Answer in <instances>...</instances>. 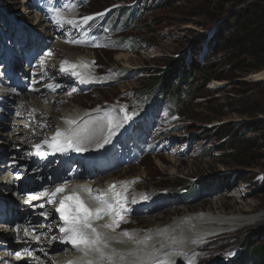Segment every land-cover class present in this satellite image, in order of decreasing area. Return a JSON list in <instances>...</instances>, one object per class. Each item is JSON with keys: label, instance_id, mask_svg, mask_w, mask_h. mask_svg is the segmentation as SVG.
Returning a JSON list of instances; mask_svg holds the SVG:
<instances>
[{"label": "rangeland", "instance_id": "374dc122", "mask_svg": "<svg viewBox=\"0 0 264 264\" xmlns=\"http://www.w3.org/2000/svg\"><path fill=\"white\" fill-rule=\"evenodd\" d=\"M27 2L28 5L25 4ZM83 2L77 1L76 8L69 13V17L67 15L62 27L71 28L77 22L95 32L98 42L94 46L76 44L78 46L71 49L73 53L88 56L86 70L90 77L87 78L92 84L89 86L87 83L84 89L75 86L73 90L78 88L74 93L65 91L56 103L60 105L65 101L67 105L76 104L86 110L112 107L118 113L117 135L123 136L130 131L133 141L145 147L142 161L128 168H113L104 180L100 179L98 184L93 182L98 187H105L110 182L125 183L124 187L117 186V190L133 200H124L132 215L122 219L121 230L134 231L142 227L140 232L145 234L154 226L163 227L187 213L197 214L212 206H217L220 214L242 212L249 220L241 223L240 228L221 231L195 250L191 263L185 261L180 264H244L241 257L248 256L252 247L264 249V114L242 115L230 106L223 109V116L216 118L214 116L222 109L216 101L205 109L206 99L210 97L192 100L182 96L178 100H166L161 95L154 98L152 89L145 87L156 75L162 76L176 66L187 65L192 58L202 63L204 56L214 60L223 55L222 51L212 52L215 29L241 5L233 0ZM214 6L216 9L213 10ZM30 7V0H0V31L3 29L0 37L6 35L4 27L10 23L19 29H31L36 21L33 14V18H26ZM129 11L137 15L132 26L127 28L121 24L124 13ZM213 13L219 18L207 27L206 23ZM118 14L119 23L115 26L113 22ZM89 16L92 19L85 23L83 18ZM41 29L44 33L45 27ZM12 35L15 37V34ZM65 35H60V39L64 40ZM61 50L57 46L56 55L53 54L57 61L54 60L52 65L62 66L67 60ZM198 52L200 54L197 55ZM117 53L129 54L128 63L117 60ZM249 75L233 80L212 79L208 84L213 92L211 96L222 101L227 96L236 98L239 89L235 80L257 81ZM201 81L199 77L197 82ZM31 98L36 96L32 95L26 101ZM39 100L45 106L53 103L51 98ZM26 101L24 108L32 106ZM197 103L204 106L199 107ZM58 107L61 112L65 108ZM23 113L25 120L32 124L26 117L29 111ZM125 116L129 118L125 119ZM59 119L60 116L55 115L46 123L50 125ZM223 125L230 126L232 136L239 142L240 155L230 158L225 155L229 150H222L226 141L219 140L217 133ZM39 128L43 129L42 126ZM6 160V154L0 157L3 168ZM185 180L189 181L187 188L183 186ZM190 187H196L198 194L183 198L182 194H186ZM8 193L15 192H0L5 198L9 197ZM241 193H244L243 197H237ZM148 202L149 205H142ZM115 213L120 211L116 208Z\"/></svg>", "mask_w": 264, "mask_h": 264}, {"label": "bare ground", "instance_id": "6f19581e", "mask_svg": "<svg viewBox=\"0 0 264 264\" xmlns=\"http://www.w3.org/2000/svg\"><path fill=\"white\" fill-rule=\"evenodd\" d=\"M25 4L28 5V2ZM47 5L50 12L54 15V22L52 24L49 21L35 16L32 10L28 11L29 16H26V18H33L34 16L35 21L38 19V22L36 21L32 25L33 28L36 26H41V28L45 27L46 38L51 47H53L54 50H57V46H60V48H62L61 51L66 54L67 60L64 61L62 68L69 69L72 73H63L62 70H59L60 73L55 71L57 76H53L52 74L50 75L47 72H44L45 78H56V81L53 82L55 85H58V77L62 76L64 78L63 80L76 81L78 79L79 81L86 83L84 87L88 86V84L90 86L92 83H90L91 79L87 78L90 76L87 74L86 70V65L89 63L88 56L76 54L71 51V49L76 48L78 45L70 44L69 40L71 38L67 33L64 40L60 39L58 42L53 41L57 35L55 33L57 29L55 21L58 19L61 21L62 16L59 15V8L57 7V4H55V8L51 7L49 2H47ZM26 8H28V6H26ZM65 20H63L62 26ZM32 27L30 26V28ZM14 34L16 38H19L17 33ZM62 34H65V32H62ZM11 37L14 36L12 35ZM28 40L30 43H33L32 34H30ZM14 43L22 44L23 42L17 39L14 40ZM52 54L56 55V51H53ZM116 59L128 63L130 55L127 53H117ZM66 61L67 63H65ZM52 63L51 66L54 67L56 64L52 65ZM73 65H75V67H73ZM74 73H79V75H75ZM256 76L257 78L264 77V69L260 73L258 72ZM86 78L89 82H85L88 81ZM0 82L8 86L15 87V84L10 82L5 76H0ZM61 88L64 90L66 89L64 86ZM69 90L73 91V88L67 89L66 91ZM63 93V91H60V93L56 96H48L47 99L51 98V102H53L49 106H45V103L39 100L44 98L38 97L37 95V99H29V104H32L34 110L29 111L26 117L29 118V114L33 113L32 117H35L34 120L37 123V127L39 128L42 126L43 129L48 128L51 133L50 138V135L45 132L47 134L45 140L48 141V144L45 145L42 142V146H45L46 149H49L55 155L62 153V151H58L57 148L51 144L52 138L55 136L57 131L67 132L72 129L79 130L87 128L90 130L91 138L83 142L82 146L86 148L85 151H76L74 147L69 146L67 143L63 144L66 149L64 154H73V152L76 151V156L92 158L104 149L114 150L116 147L119 148L125 140H128L131 134L130 131H126L123 136H118L117 132L119 133V127L117 126L119 125L117 124L115 127L111 128V123L118 117V113L114 108L108 107L101 110H86L76 104L67 105L65 101H63L64 104L60 103V105H57L56 102L61 99L59 95ZM12 96H10L11 104H13L12 102L15 100ZM4 98L6 102L10 100L7 96ZM26 100L27 99H25V101ZM150 104L152 106L154 105L153 100L150 101ZM58 106L65 108L61 112V109L59 110ZM22 114L24 113L19 112L18 115H16L11 112H0V116H2L0 117V157L2 158L7 153V150H10L13 141H16V139H19L22 136L28 138L27 134L29 133L25 132L23 126L29 124V122L25 120V114ZM55 115L60 116V119L57 120L56 123H51L49 125L53 126V129L46 127L48 125L46 122L54 119ZM70 120L75 121V123L69 124L68 121ZM48 129L46 130L48 131ZM18 133H20L19 136L16 135ZM105 139H107V143H103ZM33 142V144H35L37 141L34 140ZM99 143H103V147H97ZM26 155L27 157H34L33 152L28 154L26 152ZM7 156L8 158L13 159V156ZM47 162H49V160ZM33 165H35V163H33ZM70 166L71 164L68 160L63 166L58 167L57 174L51 175L47 178L45 180L47 181L46 184L36 183L32 178L24 181L17 178L15 179V172L22 175L23 166H19L18 168H16V166H12L14 170H10L7 165L5 168H3V165L0 166V192H3V190H11L15 192L8 193V198H5L6 196L4 197L0 194L3 197V199L0 198V264H46V262L50 260L52 253L54 254L55 264H69V262L73 261L76 262V264H83L88 259H95L96 264H180L185 261L191 263L193 261V257L196 255L195 250L202 244H207L210 238L219 235V233L225 229L229 230L230 228H237L241 225V223L249 220L246 216H243L246 214L242 212L238 214L235 212L230 214H220L221 212L219 213L218 207L212 206L209 210H202L197 214L187 213L179 220L175 221L174 219L172 222L163 227L154 226L153 230L145 234L140 232L143 229L142 227H139L138 230L134 231H130L128 229L123 231L121 230L123 228L122 225L120 227L114 226L113 228L100 227L99 230L105 235L107 241L105 252L108 255L105 256L103 260L99 259L95 254L85 257L83 252L73 247L71 243H66L67 248L64 249L67 250V255L69 257V259L66 260L62 256H56L60 254V252L56 249L60 241V228L63 227L64 224L60 217V213L57 211L59 204L54 205L55 203H49L47 200L49 197L46 198L43 193L47 190L51 193L54 188V183L58 180L57 175L59 174V171L66 170L70 168ZM129 166L118 167L128 168ZM102 178L104 180L105 176L98 175L92 180L84 181V184H80L78 181H68V185L72 184L68 187L70 194H72L75 190L83 199L86 200L88 206L91 208L102 207V205L92 199L89 194L84 191V186L93 190L92 196L103 197V194L107 193V197L104 198H110L111 201H113V198L116 196L115 194L121 193L126 197L125 200L127 202L133 201L129 198L128 194L126 196L124 193L117 190V186H125L124 182L116 184L110 182L105 187H98V185L95 186L93 184L94 181L98 184ZM70 179H73V177ZM31 183L32 188L30 187ZM113 185L115 186L114 188L111 187ZM23 188H26L28 191L32 189V192L30 193L33 194L39 193L40 191L41 193L38 194V196L30 197V204L24 206V200L29 198H25L24 194L26 193L18 192ZM243 195L244 193H241L240 195H237V197L240 198L243 197ZM34 197L39 198L34 199ZM124 205L127 204L124 203ZM36 206H39V208L35 209ZM140 207L142 206H135V208ZM116 208L114 209V212ZM17 211L21 213H18ZM11 213L13 214L12 216ZM112 221H114L113 216L108 215L95 221L94 224L100 226L105 223H111ZM10 224H12V226ZM27 226L28 228H26ZM25 229H27L29 235H25ZM125 233H127V235H125ZM30 234L32 236H30ZM36 237H39V239L37 240ZM207 240L208 242H206ZM109 256L111 259L108 258ZM56 261H59L60 263H56Z\"/></svg>", "mask_w": 264, "mask_h": 264}, {"label": "trees", "instance_id": "16d2710c", "mask_svg": "<svg viewBox=\"0 0 264 264\" xmlns=\"http://www.w3.org/2000/svg\"><path fill=\"white\" fill-rule=\"evenodd\" d=\"M233 1L238 6L241 5L240 8L233 12L227 21L218 26L213 35L214 51L212 52L222 51L223 55L214 60L204 56L202 63L192 58L187 65L181 64L165 75H156L152 78L151 83L145 85L148 89H152L154 98L158 95L165 97L166 100H178L182 96L192 100L210 97L206 99L205 109H208V106L215 101L222 109V112H218L214 116L216 118L223 116V109L230 106L234 107L233 111L242 115L264 114V79L257 81L235 80L234 83L239 89L238 96L236 98L227 96L223 98L224 101L211 96L213 92L208 88L212 79L233 80L264 69V0ZM214 9L216 6L213 7ZM135 15L137 13L132 11L124 13L121 25L127 28L132 26ZM210 15L211 19L206 23L207 27L212 26L211 24L219 18L215 13ZM118 23L119 14L114 19L113 25L116 26ZM199 77L202 78L201 82H197ZM197 104L199 107L204 106L202 103ZM217 138L226 141L222 150H229L225 154L227 157L233 158L240 155L239 142L232 136L230 126L223 125L217 133ZM188 183L189 181H183L184 188H187ZM197 190L196 187H190L187 195L194 196ZM182 195L186 196V194ZM250 251L248 256L241 257L244 264H264L263 248L254 246Z\"/></svg>", "mask_w": 264, "mask_h": 264}, {"label": "snow or ice", "instance_id": "6c2138e0", "mask_svg": "<svg viewBox=\"0 0 264 264\" xmlns=\"http://www.w3.org/2000/svg\"><path fill=\"white\" fill-rule=\"evenodd\" d=\"M102 15V14H98ZM92 17H84L83 20L85 23L91 20ZM68 23H73V21H68ZM67 63V61L65 62ZM75 67V65H73ZM75 75H79V73H74ZM129 117L125 116V119ZM69 124H74L75 121H68ZM61 138L64 139V142L69 146L74 147L76 151H85L83 142L91 138L90 130L85 129H72L67 132L57 131L55 136L52 138L53 146L57 148L58 151H65L66 149L61 144ZM107 139L104 140L103 143H107ZM44 143H48L45 141ZM103 143H99L97 147H103ZM40 145H36L37 154L43 155L39 151ZM114 188L115 186H111ZM65 187H57L54 191L49 193L45 191L43 193L44 196L49 197V203H55L57 194L65 192ZM84 191L89 194V196L96 200L102 207L91 208L88 206L85 199L81 197V195L75 190L71 195H65L59 201V207L57 211L60 213V217L64 222V226L60 228V231L65 234L63 242L71 243L73 247L83 252L85 257H89L92 255L98 256L99 259L103 260L105 256L108 254L105 252V248L107 247V241L105 235L99 230L100 227L103 228H113L114 226H118V220H114L111 223H105L103 225L97 226L93 223L94 220H100L104 216L108 215H118L114 212L116 207L123 208L124 200L126 199L121 193H116L117 199L113 202L111 199H105L107 197V193L102 196H92V189L84 186ZM39 197H34V199H38ZM119 219H123V217H119ZM25 235H29L27 229H25ZM127 235V233H125ZM38 240L39 237H36ZM111 259V257H108ZM69 264H76V262H69ZM85 264H96L95 259H88Z\"/></svg>", "mask_w": 264, "mask_h": 264}, {"label": "water", "instance_id": "95a60500", "mask_svg": "<svg viewBox=\"0 0 264 264\" xmlns=\"http://www.w3.org/2000/svg\"><path fill=\"white\" fill-rule=\"evenodd\" d=\"M262 71V70H261ZM261 71H259V73L261 72ZM258 74V72L257 73H253V74H251V75H249V77L250 78H253V79H255V80H260V79H263L264 77H259V78H257V75Z\"/></svg>", "mask_w": 264, "mask_h": 264}]
</instances>
